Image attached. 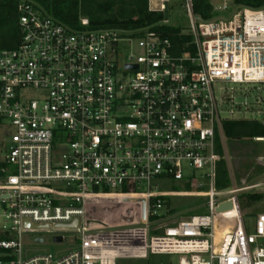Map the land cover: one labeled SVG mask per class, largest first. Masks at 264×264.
<instances>
[{"label": "built area", "instance_id": "1", "mask_svg": "<svg viewBox=\"0 0 264 264\" xmlns=\"http://www.w3.org/2000/svg\"><path fill=\"white\" fill-rule=\"evenodd\" d=\"M169 4L149 0V12L165 16L151 26L90 29L82 19L73 29L19 0L21 44L0 51V125L12 131L0 178V264L159 256L264 264V214L250 231L239 190L166 193L156 184L190 176L195 187L193 175L218 161L225 123L264 125V10L236 7L203 20L184 0L189 28L179 29L190 42L178 46L159 32L174 27ZM254 141L264 145V137ZM170 196L203 197L209 214L159 227ZM108 201L135 205L142 222L99 223L95 205ZM225 203L232 209L217 213ZM51 227L56 244L71 234L74 249L23 258L22 236Z\"/></svg>", "mask_w": 264, "mask_h": 264}, {"label": "rangeland", "instance_id": "2", "mask_svg": "<svg viewBox=\"0 0 264 264\" xmlns=\"http://www.w3.org/2000/svg\"><path fill=\"white\" fill-rule=\"evenodd\" d=\"M208 1L213 7L211 20L228 18L236 10L233 0ZM219 7L220 10H218ZM114 10L117 11V9ZM185 14L184 0H170L168 17L172 20V26L187 31L189 23ZM133 50L138 54L135 47ZM11 134V128L7 123L0 125V171L3 168L6 146ZM216 146L218 161L212 171L204 170L193 175L195 187L192 186L190 176H187L182 182L166 180L156 184L159 186V191L166 193L205 194L210 190L211 184H214L218 193L221 194L239 190L240 193L236 196L239 200L242 217L252 231L257 217L264 214V145L257 144L254 139H228L223 131V137L217 134ZM258 197L262 198L257 200ZM207 204L208 200L200 196H170L166 199V206L161 212L163 219L157 226H173L192 216L208 215ZM95 207L93 210L94 218L99 223L112 219L111 225L125 226L128 224L129 226H136L142 222V218L135 215L138 210L135 205H120L117 202L108 201L100 202ZM231 224L233 221H226L223 225L227 227ZM46 230L22 236L23 258L40 255L61 256L69 253L76 246L70 237L71 234L67 235L68 239L64 244H56L53 241L55 237L52 234L53 227ZM36 239H44L45 243L37 244L35 243ZM176 262V258L159 256L152 257L149 262L124 259L118 264H176Z\"/></svg>", "mask_w": 264, "mask_h": 264}, {"label": "trees", "instance_id": "3", "mask_svg": "<svg viewBox=\"0 0 264 264\" xmlns=\"http://www.w3.org/2000/svg\"><path fill=\"white\" fill-rule=\"evenodd\" d=\"M48 15L63 24L79 29L82 19H88L90 29L123 28L138 29L159 23L164 19L161 13L148 9V0H29ZM235 7L264 10V0H233ZM19 0H0V51L13 50L21 44L19 27ZM194 13L203 20H210L213 7L208 0H193ZM114 9H117L115 11ZM164 38L174 45L190 42L181 29L163 27L159 29ZM224 133L228 139L243 140L264 137V125L251 122H227ZM4 166V165H2ZM3 176L0 171V178ZM262 197H258L260 200Z\"/></svg>", "mask_w": 264, "mask_h": 264}, {"label": "water", "instance_id": "4", "mask_svg": "<svg viewBox=\"0 0 264 264\" xmlns=\"http://www.w3.org/2000/svg\"><path fill=\"white\" fill-rule=\"evenodd\" d=\"M231 209H232L231 203H225V204H222L219 206V208L217 209V213H223V212L229 211ZM77 226H78V222L75 223V227H77ZM53 241H54V243H61L62 239L61 238H55ZM35 242L37 244H43V243H45V240L44 239H36Z\"/></svg>", "mask_w": 264, "mask_h": 264}]
</instances>
